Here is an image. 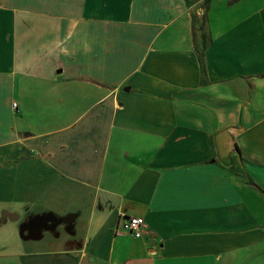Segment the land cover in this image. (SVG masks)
Listing matches in <instances>:
<instances>
[{
    "label": "crops",
    "instance_id": "1",
    "mask_svg": "<svg viewBox=\"0 0 264 264\" xmlns=\"http://www.w3.org/2000/svg\"><path fill=\"white\" fill-rule=\"evenodd\" d=\"M7 222L0 264H264V0H0Z\"/></svg>",
    "mask_w": 264,
    "mask_h": 264
},
{
    "label": "built area",
    "instance_id": "2",
    "mask_svg": "<svg viewBox=\"0 0 264 264\" xmlns=\"http://www.w3.org/2000/svg\"><path fill=\"white\" fill-rule=\"evenodd\" d=\"M13 106H15V104H13ZM144 226L145 221L142 217L120 214L114 230L116 233L129 232L135 237H138L143 233Z\"/></svg>",
    "mask_w": 264,
    "mask_h": 264
},
{
    "label": "rangeland",
    "instance_id": "3",
    "mask_svg": "<svg viewBox=\"0 0 264 264\" xmlns=\"http://www.w3.org/2000/svg\"><path fill=\"white\" fill-rule=\"evenodd\" d=\"M12 224V222H7V223H5V224H0V236H2V234H4L5 232V229H6V227L8 226V225H11Z\"/></svg>",
    "mask_w": 264,
    "mask_h": 264
},
{
    "label": "trees",
    "instance_id": "4",
    "mask_svg": "<svg viewBox=\"0 0 264 264\" xmlns=\"http://www.w3.org/2000/svg\"><path fill=\"white\" fill-rule=\"evenodd\" d=\"M199 60H200V62H201V66H202V62H203V60H202V57H201V52H199Z\"/></svg>",
    "mask_w": 264,
    "mask_h": 264
}]
</instances>
